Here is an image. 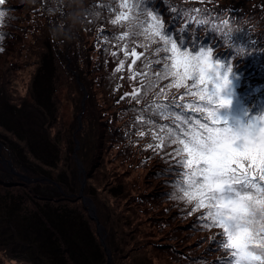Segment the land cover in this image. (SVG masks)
Returning <instances> with one entry per match:
<instances>
[{
	"label": "trees",
	"instance_id": "1",
	"mask_svg": "<svg viewBox=\"0 0 264 264\" xmlns=\"http://www.w3.org/2000/svg\"><path fill=\"white\" fill-rule=\"evenodd\" d=\"M154 2L161 12L167 14L164 0ZM92 4L93 0H6L0 6L7 12L0 24V35L3 36L0 39V57L7 51V42H19L23 54L17 63L20 72L9 69L7 79L3 78L4 87L9 86L11 89L12 85L8 99L16 106L22 105L28 90L23 93L21 89L25 85L30 88L33 80L24 81V71L31 68L37 70L42 65L40 47L48 43L55 52V69L58 71L63 63V76L69 74L76 80L73 74L78 73L89 89L90 96L86 99L88 108L83 115L85 118L88 116L90 127L91 122L96 121L99 130L97 153L87 169V191L89 195L99 197L96 204L100 221L107 228V246L119 251V257H126L123 262L132 261L136 256L144 254L148 257L147 264H216L221 258L227 257V253L216 243L220 239L219 229H205L198 219L200 212H192L191 204L177 198L174 185L166 183L175 179L168 169L176 165L164 157L163 153L147 147L153 143L150 135L141 137L137 134L142 129L134 126L138 124L137 113L131 109L140 106L135 105V102L129 103L128 99H121L126 91H131L127 65L124 70L117 72V60L111 52L105 53L108 45L100 34L104 21L102 17L97 21L88 14ZM193 4L200 7L196 0H189L188 6ZM206 6L215 9L211 16L218 24L221 20L229 21V28L225 31L231 30L233 47L231 50L228 47H217L216 51L228 58L236 48L244 50L243 56L232 61L233 72L239 75V79L234 80L236 102L257 112L264 107V0H212L211 3L206 2ZM115 30L111 25L105 27L106 32ZM200 36H207L204 40L206 44L214 43L213 37L218 39L214 32L202 31ZM66 46L67 53L64 51ZM112 51L116 49L113 47ZM120 58H123L122 55ZM69 60L72 72L67 67ZM57 75L62 77L61 73ZM21 80L24 85L20 83ZM64 83L67 84V81H61L60 85ZM69 90L74 93L72 85ZM54 118L50 131L53 133L55 128L57 130L49 137L52 136L50 140L58 146L61 158V145L70 136L67 125L58 128L62 120L58 112ZM77 128L76 124L74 131ZM59 134L63 141L62 138L60 142L56 140ZM81 137L82 131H79L77 138L80 140ZM0 183L7 187L28 186L20 181L0 180ZM30 190L37 198L54 202V197L35 193L34 188ZM23 194L13 193L7 197L17 204L34 200L29 194ZM105 207H113V212L118 215L115 221L109 217L110 214L103 217ZM37 209L34 211L37 212ZM112 226H116V229H112ZM132 238H135L134 243ZM123 242L125 247L120 249ZM131 244L133 247H130ZM60 247L61 251L65 250L63 244ZM125 248L129 252L132 250L134 255L130 256L128 251L122 255ZM4 250L0 246V264L7 261ZM68 264L75 263L69 260Z\"/></svg>",
	"mask_w": 264,
	"mask_h": 264
},
{
	"label": "snow or ice",
	"instance_id": "2",
	"mask_svg": "<svg viewBox=\"0 0 264 264\" xmlns=\"http://www.w3.org/2000/svg\"><path fill=\"white\" fill-rule=\"evenodd\" d=\"M164 2L167 14L154 0H93L88 14L103 18L100 34L116 71L127 65L131 91L121 99L140 106L131 109L137 134L150 135L147 147L176 165L166 183L200 212L205 229H219L216 243L227 257L216 264H264V107L254 112L236 102L232 61L244 50L228 58L216 51L233 46L229 21L218 24L206 6L212 0ZM6 15L0 8V24ZM202 31L218 39L206 44Z\"/></svg>",
	"mask_w": 264,
	"mask_h": 264
},
{
	"label": "rangeland",
	"instance_id": "3",
	"mask_svg": "<svg viewBox=\"0 0 264 264\" xmlns=\"http://www.w3.org/2000/svg\"><path fill=\"white\" fill-rule=\"evenodd\" d=\"M7 44V51L0 57V180L25 182L28 186L7 187L0 183V246L5 249V264H68L69 260L75 264H106L107 250L111 253L109 264H147L148 257L144 254L123 262L126 257H119V251L107 246V228L100 221L96 204L99 197L95 198L87 191V169L97 153L99 126L93 120L91 127H94L91 128L88 116L85 118L83 115L88 108L86 99L90 95L80 74H73L76 80L69 74L63 76L64 65L61 62L62 67L57 71L54 66L55 52L47 43L46 48L40 47L42 65L37 70L31 68L24 71V81L33 80L30 88L25 85L21 89L23 93L28 90V94L22 105L16 106L8 99L12 85L11 89L4 87L3 78L7 79L9 69L20 72L17 63L23 54L19 42ZM65 48L67 53L68 46ZM69 64L70 60L67 67L72 72ZM56 72L61 73L62 77ZM61 81H67V84L60 85ZM20 83L24 85L23 80ZM70 85L74 93H70ZM17 94L20 96V93ZM57 112L62 118L58 128L67 125L71 137L64 144H58L62 147L61 158L58 146L50 140L52 136L49 137L57 130L55 128L53 133L50 131V124ZM91 116L93 118V113ZM76 124L78 128L74 131ZM79 131H82L80 140L77 138ZM59 135L56 140L60 142L62 137ZM72 138H75V144ZM80 165L85 169L84 186V173ZM135 175H138L137 172ZM30 188H34L35 193L56 200L39 199ZM13 193L21 196H24L23 193L29 194L34 200L17 204L7 197ZM35 205H38L37 212L34 211ZM92 206L101 223L100 228L91 214ZM112 209L105 207L102 215L106 217L110 214L109 217L115 221L118 215ZM112 229H116V226H112ZM102 238L106 246L102 244ZM124 242L123 246L118 245L120 249L125 247ZM60 244L65 250L61 251ZM127 251L125 248L122 255ZM131 252L129 255L133 256Z\"/></svg>",
	"mask_w": 264,
	"mask_h": 264
},
{
	"label": "water",
	"instance_id": "4",
	"mask_svg": "<svg viewBox=\"0 0 264 264\" xmlns=\"http://www.w3.org/2000/svg\"><path fill=\"white\" fill-rule=\"evenodd\" d=\"M77 147H78V145H77ZM80 167H81L82 172L84 173V179H83V186H84L85 183H86L85 169H84L83 166H81V165H80ZM82 189H83V188H82ZM81 195H83V190L81 191ZM91 214H92L93 218L97 221L98 228H100V227H101V223H100V221H99V218H98V215H97V213H96V210H95L94 206L91 207ZM101 242H102V244H103L104 246H106V244H105V239H104V238L101 239ZM106 249H107V248H106ZM107 251H108V261H107L106 264H109V262L111 261V253L109 252V250H107Z\"/></svg>",
	"mask_w": 264,
	"mask_h": 264
}]
</instances>
